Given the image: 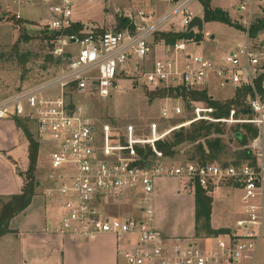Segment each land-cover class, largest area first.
<instances>
[{
  "label": "built area",
  "instance_id": "obj_1",
  "mask_svg": "<svg viewBox=\"0 0 264 264\" xmlns=\"http://www.w3.org/2000/svg\"><path fill=\"white\" fill-rule=\"evenodd\" d=\"M85 1L0 0V16L15 19L22 18L23 7L40 5L41 29L52 34L50 51L60 60L53 76L0 99V119L28 117L36 125L37 141L47 149L50 166L42 193L59 211L52 230L85 241L107 233L135 237L133 246L121 251L126 264H254L264 232V45L250 40L249 22L244 42L221 58L192 52L193 45L211 36L203 28L193 32L197 29L193 27L189 36L169 44L156 38L160 32L186 33L194 17L188 7L196 0H134L136 5L114 10L123 26L108 29L89 27L75 17L78 3ZM239 2L238 9H244L247 0ZM75 26L80 28L74 31ZM157 47L163 50L159 58L154 55ZM124 77L176 93L207 88L215 78L220 87L230 85L232 95L242 92L241 119H234L235 109L228 118L214 119L209 115L212 108L196 104L191 110L196 116L166 130L169 134L201 118L253 124L257 136L247 146L253 160L175 164L163 161L165 157L153 147L155 140L164 137L103 141L82 103L87 98L111 97L121 90L118 80ZM179 102L183 104L181 95L163 97L161 118L180 114ZM147 143L156 159L142 164L136 146ZM160 176H176L185 187L199 185L209 196L221 183H231L242 192L239 217L229 231L201 242L161 235L154 225V188ZM125 203L136 206L138 215L111 212L112 206Z\"/></svg>",
  "mask_w": 264,
  "mask_h": 264
},
{
  "label": "rangeland",
  "instance_id": "obj_2",
  "mask_svg": "<svg viewBox=\"0 0 264 264\" xmlns=\"http://www.w3.org/2000/svg\"><path fill=\"white\" fill-rule=\"evenodd\" d=\"M208 1L212 8L217 7L226 11L233 23L229 25L218 21H204L203 31L214 37L211 38L210 36L209 38L206 36L198 45H193L191 47L193 53L203 54L208 51L209 56L221 58L227 51L233 49L236 43L244 42L246 23L249 22L252 25L258 19H264L262 9L264 8V0L253 1V3L251 0H247L245 8L241 10L238 9L239 0ZM136 4L134 0H86L78 3L75 17L89 27L98 25L104 29L113 28L117 23L115 8H128ZM232 5H235V7ZM188 9L194 16L203 18L201 0L191 3ZM19 12L23 20L26 21L23 25L22 23L17 24L16 19L11 15L0 16V99L12 94L17 86L21 88L35 84L56 73L54 72L55 67L44 59L48 46L41 35L43 17L34 8L24 7ZM193 32H197V29H194ZM24 35H28L29 38L26 40ZM249 38L258 45H264V28L260 29L255 37ZM24 55L27 57L26 61L21 62L20 58ZM154 55L158 58L161 57L163 50L157 48ZM118 82L121 90L113 93L111 97L105 99L87 98L82 103L87 115L93 119L95 130L101 135L103 141L112 144L114 140L119 138L121 141L125 139L126 141L144 142L156 137H165L168 135L166 129L170 128V125L182 123L181 120L196 116L194 111L187 110L184 103L179 102L183 107V111L172 118L163 119L160 115V105L163 97H152L149 93L154 89L152 86L147 87L143 82L136 83L127 77L119 79ZM201 89L207 90L213 98L219 100L234 96L230 85L220 87L215 78L212 79L207 88ZM166 96L169 95L166 94ZM234 117V119L242 118L238 112ZM230 121H224L226 136L229 139L227 142L228 154L222 155L219 163L224 161L230 163L232 151L239 148L238 142L233 137L236 125L250 124ZM250 125L255 127L253 124ZM28 126L34 139H36L33 122L30 121ZM107 126H109L111 132L107 130ZM253 138L248 139L246 146L252 145ZM20 142L19 153L22 154V157L19 167L22 168V165L26 162V140L21 139ZM178 149V153L173 158L166 157L162 160H169L175 164L185 162L184 147H178ZM49 166L50 160L47 151L39 143L38 163L35 170V179L41 185L36 188V193L39 195H41L43 178L45 179ZM178 179L176 176H160L155 180L156 188H158L156 192L154 189L155 221L171 236H182L191 239L194 235V188L181 191ZM230 186L232 187L229 182L221 183L220 188L214 191L211 196L210 221L215 228L221 225L229 227V220H231L229 211L233 207L234 199L243 198L242 192L228 189ZM223 192L226 193L224 196L222 195ZM2 200L5 201V198ZM2 200L0 201V207ZM122 210L129 211L130 209L123 208ZM222 210L226 212V215ZM116 211H120V209ZM201 236L203 235L201 234ZM254 264H264V236L258 244Z\"/></svg>",
  "mask_w": 264,
  "mask_h": 264
},
{
  "label": "trees",
  "instance_id": "obj_3",
  "mask_svg": "<svg viewBox=\"0 0 264 264\" xmlns=\"http://www.w3.org/2000/svg\"><path fill=\"white\" fill-rule=\"evenodd\" d=\"M203 4V20L207 22L218 21L229 25H232L228 14L226 11L220 8H212L208 0H201ZM26 21L16 19V23H22ZM123 26L122 20H119L116 28ZM80 26H75L74 31H77ZM264 28V19H258L256 22L249 26V36L251 38L255 37L260 29ZM41 35L44 38L48 46L47 54L44 59H46L51 66L55 67L54 72H56L60 65V60L58 57L53 56L50 51L49 39L52 34L42 30ZM189 33L185 32H160L156 34V38H162L167 44L173 43L177 39L185 36H189ZM27 40L28 35H24ZM26 55L20 58L21 62L26 61ZM152 97H165L166 94L169 96H179L183 98L184 106L187 110L191 111L192 107L196 104L212 108V112L209 115L214 119L228 118L231 109H235V112L240 114L243 113L244 108V94L242 92L234 93V96L229 97L224 100H219L213 98L207 90H191L177 93L170 89L166 92L165 89H154L149 91ZM188 119L181 120L182 122ZM17 126L22 130L24 135L28 140V167L24 172L23 179L24 183L21 191L16 194L9 195L5 197V201L2 200V205L0 207V236L3 235L8 230L9 220L24 210L29 203L33 195L36 193V188L38 186V181L35 179V170L38 160L39 153V143L32 132L29 129V122L25 119L16 118ZM176 125V124H173ZM170 125L169 127L173 126ZM224 122L217 120H206L198 119L192 121L188 126H181L173 129L167 136L163 139H157L153 142V147L161 153L163 157L173 158L179 151L178 147H184V152L186 154L185 162L196 161L201 164L208 162L220 161L222 155H227L228 148V137L226 136ZM257 130L250 124H237L234 128L233 137L239 144V148L232 151L231 161L232 164H239L246 161H252L254 158L253 152L248 148V139L255 137ZM226 137V139H225ZM152 145L147 143L144 147L136 146V151L142 157V164H151L154 162L156 157ZM223 164H228L226 161ZM194 235L195 237H200V235L213 236L219 233L229 231V228L220 227L213 228L210 223L211 214V197L206 194V192L199 186L194 187Z\"/></svg>",
  "mask_w": 264,
  "mask_h": 264
},
{
  "label": "crops",
  "instance_id": "obj_4",
  "mask_svg": "<svg viewBox=\"0 0 264 264\" xmlns=\"http://www.w3.org/2000/svg\"><path fill=\"white\" fill-rule=\"evenodd\" d=\"M27 8L36 9L41 16L43 14L40 5H32ZM262 9L264 11V8ZM21 19L23 20V18ZM206 53L210 55L208 51ZM19 88L17 86L15 91ZM16 118L25 119L28 122L32 121L28 117H7L0 119V199L21 191L24 183L23 175L29 163L28 140L22 130L17 126ZM32 122L36 136V125L34 121ZM21 139L26 140V162L22 165V168L19 167L22 157V154L19 153ZM42 147L44 146L42 145ZM44 149L47 151L45 147ZM178 180L181 191L194 188L185 187L180 179ZM44 181L45 179L43 178ZM40 186L38 182L37 187ZM154 189L155 192L158 189L156 188V184ZM228 189L240 191L231 186ZM225 194L224 192L222 193L223 196ZM35 197L38 198L36 199ZM194 202L195 198L193 193V204ZM242 204V198L234 199L233 207L229 211L231 215V220H229L230 224L229 227L225 228H231L233 226L234 218L240 215ZM135 207L129 203L116 204L110 210L119 216H135L138 215ZM123 208H129L130 210L125 211L122 210ZM118 209L120 211H116ZM224 213L226 215V212ZM58 217L59 211L45 199L42 191L41 195L35 193L29 205L9 220L8 230L0 236V264H126L121 251L132 247L136 240L135 237L126 236L119 238L107 233L99 235L91 241L81 240L72 235L55 233L52 228L57 224ZM154 225L161 235L165 237H177L171 236L156 224L155 198ZM212 227L215 228L214 226ZM220 227L224 226L221 225L216 228ZM192 237L199 239V242H201L206 239L207 235L201 237H195L193 235Z\"/></svg>",
  "mask_w": 264,
  "mask_h": 264
},
{
  "label": "water",
  "instance_id": "obj_5",
  "mask_svg": "<svg viewBox=\"0 0 264 264\" xmlns=\"http://www.w3.org/2000/svg\"><path fill=\"white\" fill-rule=\"evenodd\" d=\"M193 27H196L198 31H201L203 28V18L194 16L187 26L186 33L190 32ZM213 37L214 36L212 35L211 38Z\"/></svg>",
  "mask_w": 264,
  "mask_h": 264
}]
</instances>
